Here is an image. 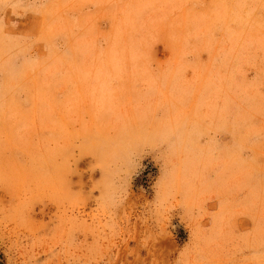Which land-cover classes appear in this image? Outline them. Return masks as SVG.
Listing matches in <instances>:
<instances>
[{"label":"rangeland","instance_id":"374dc122","mask_svg":"<svg viewBox=\"0 0 264 264\" xmlns=\"http://www.w3.org/2000/svg\"><path fill=\"white\" fill-rule=\"evenodd\" d=\"M0 264H264V0H0Z\"/></svg>","mask_w":264,"mask_h":264}]
</instances>
